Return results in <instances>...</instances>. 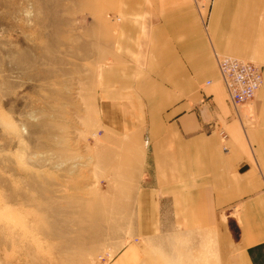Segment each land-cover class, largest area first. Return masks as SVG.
<instances>
[{
  "label": "crops",
  "instance_id": "1",
  "mask_svg": "<svg viewBox=\"0 0 264 264\" xmlns=\"http://www.w3.org/2000/svg\"><path fill=\"white\" fill-rule=\"evenodd\" d=\"M114 10L99 152L136 190L132 236L104 264H264V83L245 119L216 59L256 63L264 78V0H120Z\"/></svg>",
  "mask_w": 264,
  "mask_h": 264
},
{
  "label": "rangeland",
  "instance_id": "2",
  "mask_svg": "<svg viewBox=\"0 0 264 264\" xmlns=\"http://www.w3.org/2000/svg\"><path fill=\"white\" fill-rule=\"evenodd\" d=\"M119 1L0 0V264H104L132 236L96 109Z\"/></svg>",
  "mask_w": 264,
  "mask_h": 264
},
{
  "label": "built area",
  "instance_id": "3",
  "mask_svg": "<svg viewBox=\"0 0 264 264\" xmlns=\"http://www.w3.org/2000/svg\"><path fill=\"white\" fill-rule=\"evenodd\" d=\"M216 59L228 97L238 110L261 90L264 83L262 68L256 63L219 53H216Z\"/></svg>",
  "mask_w": 264,
  "mask_h": 264
}]
</instances>
